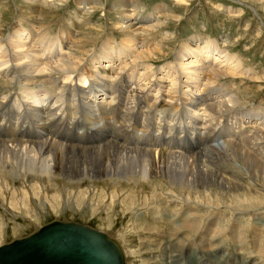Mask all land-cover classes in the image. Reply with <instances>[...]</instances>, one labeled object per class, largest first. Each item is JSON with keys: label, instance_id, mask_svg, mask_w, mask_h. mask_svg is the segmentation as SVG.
I'll list each match as a JSON object with an SVG mask.
<instances>
[{"label": "bare ground", "instance_id": "1", "mask_svg": "<svg viewBox=\"0 0 264 264\" xmlns=\"http://www.w3.org/2000/svg\"><path fill=\"white\" fill-rule=\"evenodd\" d=\"M25 1L30 5L39 4L38 7L41 5L43 8H49L47 10L58 8L55 3L62 2V0ZM253 1L264 2V0ZM77 5L86 12L103 7L98 0H80ZM43 8L34 10L36 15L20 14L18 25L11 28V33L5 38L1 36L0 29V84L6 87L0 93L9 95L12 91L17 92L13 97L0 98V112L7 110L10 104L14 114V122L12 124L8 122L10 124L8 126L4 116H0V137L4 136L7 139H0L1 195L4 192H11L13 188L10 186L14 181H25L32 183L30 186L33 191L29 192L34 197L45 196V193L50 192L48 189H51L58 192H54V200H58L57 197L63 194L70 201L74 196L72 193L79 192L78 188L88 178L92 188H97L98 184L110 186L109 192H112L108 193L110 202L117 203L119 200L128 214H132L133 208L125 204L127 197H123L129 196L132 192L135 196L140 194V190L149 187L154 188L151 192L153 200L162 197L171 199V194L179 197L186 195L189 199L186 201L187 206L192 203V196L204 199L205 196L210 198L213 195L214 198L216 197V199L211 198L213 202L226 197L233 201L236 207L233 208L234 210L243 212H239L231 222L220 214L222 210L219 212L218 208L223 204L219 206V203H213L215 208L208 206L212 209V213L206 222L207 229L211 228L218 219L220 224L217 223L221 230L218 228L220 231L217 230L216 233L222 232V229L224 231V228L231 225L230 223L240 228L238 223H241L242 229L244 224L254 229V237L260 236L259 230H262L261 235H264L262 217L264 216V135L260 130L264 129V112L253 113V110L246 112V109H242L239 114L237 112L238 116L233 117L234 105L241 102L237 97L239 94L236 95V91L234 94L229 89L232 85L224 87V84L216 83L218 78L227 74L229 76L242 74V70L239 69L242 68L240 67L242 64L240 65L238 58L232 57L225 49L220 50L210 38L197 36L190 39L187 44L183 43L174 59L175 62L167 64V68L162 69L163 76L156 78V71L151 62L141 65L138 63L149 60L148 55L153 54L148 45L141 44L142 34L153 32L162 24L160 19L153 20L150 15L145 17L144 21V17L141 18L138 14V11L144 7H139L136 0H126L116 1L113 8L116 13L122 15L116 26L128 35V38H123L118 44L112 39L103 42L98 52L93 53L85 61L83 56L79 57L74 53L76 50L82 51L80 49L86 46L79 42L80 38H77L75 33L62 31L50 36L43 24L45 18V15L41 14ZM24 17L31 21L30 27L22 25ZM34 23L37 26H34ZM83 53L79 54L83 55ZM130 55L131 59H128ZM9 85L12 88H9ZM14 97L19 98L11 104L10 99ZM252 109L260 111L256 106ZM223 113L227 115L222 116ZM138 114L139 119H135ZM251 117L256 118L255 123H245ZM219 118V122L213 124L214 126L210 123ZM29 121H32V126L28 129ZM198 123L200 128H197ZM250 124L253 131L246 129ZM149 125L155 130L152 133L148 130ZM61 129L64 130L65 137H62ZM127 136L131 137L127 139ZM238 137L239 141H237ZM241 137L245 140H240ZM59 139L62 141L58 142ZM128 143L130 145H127ZM195 145L199 148L198 152L185 153V149ZM202 159L204 160L201 161ZM116 186L120 188L118 191ZM23 187L22 189L20 187L24 192L23 195H28ZM92 188L86 187L82 195L85 197L89 191H96ZM135 189L138 193L133 191ZM13 193L12 195L15 196ZM119 194H123L120 196L121 199L118 197ZM82 195L78 196L81 200H83ZM98 196L101 197L99 194ZM105 197L99 199V206L104 204ZM151 198L149 199L152 200ZM37 199L39 201L40 198ZM143 200L141 206L145 204ZM18 201L19 199L15 205L12 204L14 208H18L20 204ZM162 201L164 202L163 199ZM32 202L26 204L31 205ZM244 205L245 210H241ZM204 206L207 207L206 203ZM41 207L39 210H44ZM188 208L189 210L186 209L189 214L185 218L174 216V221L180 218L182 221L180 224L176 221L177 226L172 230L175 235L182 228L197 226V223L192 222H197L201 217L199 209L196 213V209ZM225 210L236 214V211H232L230 207L225 206ZM215 212L219 213L214 214ZM252 212L253 223L247 217ZM217 214L223 217L218 216V218ZM2 218L0 217V226L4 223ZM164 218L167 219V215ZM199 225L203 224L199 223ZM144 228L147 232L154 231L159 236L165 234L160 228L147 225ZM182 230L185 233V229ZM96 233L107 238L112 237L105 232L96 231ZM218 237L217 235L216 238ZM262 249L258 250L259 254L264 253V246ZM122 264H128L124 255Z\"/></svg>", "mask_w": 264, "mask_h": 264}, {"label": "rangeland", "instance_id": "2", "mask_svg": "<svg viewBox=\"0 0 264 264\" xmlns=\"http://www.w3.org/2000/svg\"><path fill=\"white\" fill-rule=\"evenodd\" d=\"M78 1L80 0H62V2L55 3L56 5H58L57 6L58 8L56 9L53 8L51 10H47L49 8L46 9L40 5V7L44 9V11L41 14L45 15L43 24L45 25L48 33H50V36H52V34L54 35L59 32L61 33L62 31L66 33L67 31H71L72 33H75V36H77V38L78 37L80 38V41L79 39L78 41L81 44L86 45L87 47L85 46V48L83 47V49H80L82 51L76 50L74 53L78 54L79 57L83 56L85 61H87L90 58V56L93 55V53L98 52V49L100 48L103 42L112 39L114 43L116 42L118 44L121 42L123 38L124 39L128 38V35H125V33H123V31L116 26V22H118L119 18L122 15L116 13V10L113 8V5L116 1H126V0H98L103 7L100 6L98 7V9L96 8V10L88 11V12L81 10L82 9L81 6L77 5ZM136 1L139 7L142 8L144 7L142 10H139L141 13L138 11V14H140L139 16L141 18L144 17V21L146 20L145 17H148L150 15L152 16L153 20H157V18L160 19V22L162 24L158 26V28L155 29L153 32L152 31L145 32L146 36L142 34L141 37L143 39V42H141V44L146 46L148 45L147 47L151 49V51L153 52L152 54L153 56L150 55L152 56L150 57L148 55L149 60L142 62L140 61L138 63L139 65H141V63L143 64L146 62L149 63L151 62L150 64H152L154 71H156L155 73L157 75L156 78H158L159 76H163L164 71H162V69L167 68V64L175 62L174 59L178 55L180 47L183 46V43L187 44V42L190 39H193L197 36L208 37L211 40H213L216 43V45L220 47V50L223 49L227 50L226 52L228 54H230L232 57L236 56L238 58V62L240 63V65L242 64L240 66L242 68L239 69L240 71L242 70V74L244 75L240 74V75L229 76L227 74L225 76L218 78V81L216 82L217 85L224 84V87L225 85L228 87L232 85V88L229 89H231V91H233L234 94L236 92H237L236 95L239 94V96L237 95V97H239L238 99H240L241 102L238 100L239 104L234 105V108L232 109L234 110L233 117L234 115L238 116L240 110L242 109H246L245 110L246 112H248L249 110L251 111L253 110L252 111L253 113L264 112V2L262 3H260L261 1L254 2L253 0H187L186 2H181L180 0H136ZM52 2L55 1L53 0ZM38 6L39 4L30 5L25 0H0L1 36H3V38L7 37L12 31L11 28H14L15 25H18L17 23L20 14L22 15L23 13L25 15L28 14L36 15L34 10L39 9L40 7ZM24 18L25 20L23 19L21 22L22 25L26 27H30L31 21L27 17ZM33 25L37 26L36 23H34ZM85 42L87 44H85ZM80 52L82 53L84 52L83 55H80L79 54ZM128 59H131V55L130 58ZM158 68H160L161 71L158 70ZM244 71L247 73H245ZM248 73L250 75H248ZM5 88H6L5 86L3 87V85H1L0 92H2ZM9 88H12V86L9 85ZM16 93L17 92L13 93V91L9 93V95L0 93V98L5 96L13 97ZM19 97H14L13 99L11 98L10 99L11 104L12 102H14V100L18 99ZM8 106L9 107L7 110L0 112V116L1 117L4 116L5 120L7 121V126L14 122L13 120L14 114H12L13 112L10 104ZM255 106L256 108L257 107L260 108V111H257V109H252ZM221 115L225 116L227 114L223 113ZM139 117L140 116L138 114L136 115L135 119H139ZM253 118L254 117H251L249 120L246 121L244 119V121L245 123L251 122V124L252 123L254 124L256 118L254 119ZM219 120L220 118L215 119L212 122L210 121V123L212 125L213 124L215 125L216 123L219 122ZM8 122L10 124H8ZM29 122L27 123L28 129L32 126V121ZM205 123L207 125V121ZM251 124L249 127L246 126V129L248 131L252 129ZM148 127H149L148 130L151 133L155 131L151 125H149ZM197 128H200L199 123L197 125ZM61 130L63 133V134L61 133L62 137H65L64 130L63 129ZM138 130L141 131L140 128H138ZM260 130L263 132L264 135V129H260ZM115 131H117V128H115ZM153 134L155 135V133ZM259 135L260 133H258V136ZM130 137L127 136L126 138L129 139ZM259 137H261V135ZM2 138L7 140L4 136L0 137L1 140H3ZM240 140H245V139L244 137H241ZM61 141L62 139L58 140V142ZM237 141H239V137ZM199 144L203 145V143L201 144L200 142ZM127 145H130V143H128ZM194 148L195 150H193ZM198 151L199 148L196 145L185 149L186 154H189L190 152L192 153ZM203 160L204 159H202L201 161ZM247 182L251 183L250 181H245V183ZM22 183L24 184L26 183V184L23 185ZM30 184L32 183H28L25 181L24 182L14 181L11 184L10 188H13L11 192L12 193L14 192L13 194H15V196L12 195L11 192L9 193L6 192L8 196L6 195L5 192H4L5 194L3 193V195H1L0 193V198L2 197L0 199L1 200L0 217L4 218V220L2 218V221L4 223H2V226H0V230H1L0 246L9 244L16 239L27 238L30 234L38 231L46 224L61 221V222H69V223L73 222L78 225H82L86 228H90L94 231L96 230L101 233L105 232L107 233V235L108 234L111 235L112 237H108V239L111 242L113 241V243L115 244L117 248L116 253L119 256L121 263L124 255V258L127 260L128 264H156L157 263L156 261H159L158 264L160 263L161 264H264V255H263L264 253L259 254L258 252V250H263L262 247L264 246L263 244L264 235H261L263 234L261 232L262 230H259L260 231L259 237H254V229H251L248 225L245 224L243 225L244 228L247 227L246 228L247 231H246V229L244 230V228L243 229L241 228L242 227L240 226L242 225L241 223H238L240 224L239 225L240 228H238L237 227L238 225L236 226L235 224H234L235 227H233L234 225L230 223L232 226L228 225L229 227L227 226L226 228H224V231L222 229V232L216 233L218 228L220 229L219 227L220 225L218 226L219 223L218 219L214 222L215 224L214 223L212 224L211 228L207 229L206 222L208 219H210V215L212 213L211 212L212 209L211 208L209 209L208 206L210 207L212 206L215 208L213 203H219V206L223 204L221 207L218 208L219 212L222 210L220 214L224 215L225 218L227 217L225 220H229L231 222L233 217H236L239 212H243V211L234 210L233 208L236 207H234L233 201L229 200L226 197L224 198L227 199L226 200L227 202L223 198L220 201L216 200L217 202H213V200H211V198L212 199L214 198L213 195L210 198L209 196L208 197L205 196L204 199L192 196L193 200L191 199L192 201V203L190 204L191 206L190 205L187 206L186 201L189 199L187 198L186 195L182 197L180 196L181 197L180 198L179 196H176V194H171L170 197L171 199L162 197L159 200H153L151 198V192L152 189H154L153 187L151 188L149 187L146 188V190H142L145 191L144 193L140 190L141 196H139L140 194L135 189L133 191L135 193H138L137 195L134 196L132 192L130 193L129 196L123 197V198L127 197V201L125 202V204L127 206L129 205V207L132 206L133 208L132 214L129 213L131 215L130 216L128 212L124 211L125 206L122 203H120L119 200L117 203L120 204L110 202L108 197L109 196L108 193H112L109 192L111 189L110 186L107 185V187H105L106 184H98L97 188H92V186H90L89 184L88 178L86 179V181L82 183L80 188H78L79 192L76 193L74 191L72 193L74 196L70 195L71 197L73 196L72 199H70V201L63 194H60L57 197L59 198L58 200L57 199L54 200L53 196L55 193L58 192L53 191L51 189H48V191H50L51 193L50 192L45 193L46 194L45 196L42 195L41 197L40 196L34 197L30 193L31 191H33ZM85 184L87 185L84 187ZM20 187L21 189L22 187L25 188L26 190L25 189L24 190L28 195H23L24 192L20 189ZM86 187H89V189L90 188L95 189L96 191L94 190L89 191L87 194H85L84 197L82 194H84ZM102 187L103 190L105 189L104 190L105 193L104 192L101 193V191H103ZM116 188H117L116 191L120 189L118 186H116ZM16 190L18 191L16 192ZM27 191L30 192L28 193ZM164 193H166V191ZM80 194L82 195L81 198H83V200L79 198ZM98 194L101 195V197H99ZM76 195L77 197L79 196L78 197L79 199L76 197ZM102 196H106L105 199L103 200L104 204H102V206H99L98 202H100L99 199L101 200ZM120 196H123V194L122 195L119 194L118 197ZM43 197H46V199ZM37 198H40L41 200L39 199L38 201ZM47 198L50 200H48ZM149 198H151L152 200H150ZM18 199H19L18 202H20V204L18 205V208H14L12 204L15 205V202ZM28 199L31 201H29ZM119 199H121V197ZM162 199L164 200V202L162 201ZM182 199L185 200L184 201L185 203L183 202ZM214 199H216V197ZM142 200L145 202L146 205L142 204L141 206ZM22 201H24L25 203L24 202L21 203ZM57 201H59L58 202L59 204L56 203ZM95 201H97V203ZM193 201L196 203L194 204ZM28 202L29 203L32 202V204L31 205L26 204ZM174 203L176 205H174ZM205 203L207 207L204 206ZM207 203H209V205ZM61 204H63V206ZM28 205L31 208H29ZM41 206L44 208V210L40 211L39 209ZM78 206L80 208H78ZM146 206L148 207V209ZM225 206L230 207L232 211H236V214L235 212H233L234 214L229 212L230 210H225ZM45 207L48 209H46ZM149 207H151L152 211L151 210L149 211L150 209ZM188 207H190L191 210L199 209V213L202 218L200 217L198 219L199 221L197 220V222L196 221L192 222L194 224L197 223V226L195 225L196 228L195 226H193V228L190 227L188 229L185 227L182 228L185 229L184 231L185 233H183V230L180 229V231L178 232L181 233L179 234L177 232L175 235L172 231L173 227L177 226L178 221H179L178 224H180L182 222L181 218H185L189 214ZM244 207L245 205L242 206L240 209L245 210ZM34 208H36L37 210ZM92 208L94 210H92ZM32 209H34V211ZM57 209L59 210V212ZM73 211L75 212L73 213ZM90 212L91 214H93L92 216ZM95 212L96 215H94ZM149 212H151L152 214ZM177 212L179 214H177ZM219 212H215L214 214ZM196 213H198V210ZM161 214L164 216H162ZM220 214H217L216 217L218 216L220 217L221 216ZM231 214L234 216H232ZM249 214L251 215H247V217L250 218L251 223H253L254 218L252 216L254 215V213L252 212ZM36 215L38 218L36 217ZM166 215H167V219L164 218L166 217ZM32 216L34 217V219ZM110 216H112V219L114 221L111 219ZM174 216L175 217L180 216L181 218L179 217L180 219H176L174 221L175 219ZM222 217L223 216H221L220 218ZM262 217L264 221V216ZM105 219L107 221H105ZM139 219L142 221H140ZM198 222L203 225L200 226ZM139 223H142V225H139ZM145 225L149 227L160 228L163 232H165V234L159 236L155 234L154 231L147 232V229L144 230L145 228H148V227L144 228ZM231 228H233V230ZM129 229L130 231H128ZM205 229L208 231L211 230L212 232L211 231L208 232ZM152 234H154V236ZM217 235L219 236L218 238H216ZM175 236L176 238L174 239ZM170 246H172V248ZM145 260H148L149 262Z\"/></svg>", "mask_w": 264, "mask_h": 264}, {"label": "water", "instance_id": "3", "mask_svg": "<svg viewBox=\"0 0 264 264\" xmlns=\"http://www.w3.org/2000/svg\"><path fill=\"white\" fill-rule=\"evenodd\" d=\"M105 236L82 225L52 222L0 246V264H122Z\"/></svg>", "mask_w": 264, "mask_h": 264}]
</instances>
